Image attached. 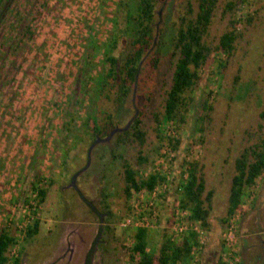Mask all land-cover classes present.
Returning <instances> with one entry per match:
<instances>
[{
    "label": "rangeland",
    "instance_id": "374dc122",
    "mask_svg": "<svg viewBox=\"0 0 264 264\" xmlns=\"http://www.w3.org/2000/svg\"><path fill=\"white\" fill-rule=\"evenodd\" d=\"M181 1L152 0L147 42L125 92L122 56L132 48H127L126 35L117 36L111 51L119 65L116 78L95 97L100 48L86 65L84 57L93 52L91 42L99 44L111 30L116 0H0V225L19 238V264H133L138 254L130 258L128 248L135 220H147L151 251L162 232L173 238L185 234L193 221L176 203L177 185L185 176L180 172L183 158L202 165L205 187L213 189L196 264H218L233 157L256 138L264 105V0L236 1L232 15L238 35L231 52L211 51L186 92L190 99L183 122L161 117L162 137L157 139L150 112L161 111ZM219 8L209 28L212 42L227 26V14ZM117 20L124 24L120 15ZM27 23L30 38L21 33ZM85 71L87 83L81 80ZM204 99L211 105L209 119L198 122ZM137 115L146 131L140 148L147 160L140 165L133 163L138 145L128 138ZM167 135L178 138L174 150L165 147ZM120 157L139 175L168 173L156 200L135 191L124 197ZM34 179L47 183V189L32 212L25 205L34 202ZM243 198L232 264H264V172ZM31 218L38 219V229L23 240L18 224ZM175 224L184 228L174 229Z\"/></svg>",
    "mask_w": 264,
    "mask_h": 264
},
{
    "label": "trees",
    "instance_id": "16d2710c",
    "mask_svg": "<svg viewBox=\"0 0 264 264\" xmlns=\"http://www.w3.org/2000/svg\"><path fill=\"white\" fill-rule=\"evenodd\" d=\"M237 0H182L179 6L175 21V30L171 37V47L168 54L169 76L166 85L162 90L161 111H151L150 115L155 125V135L157 139L162 136L158 130L161 117L164 119L183 122V112L187 110L190 97L186 93L199 79L198 70L205 63L212 50H220L228 55L233 43L238 35L232 13ZM224 16L227 14V26L220 31L215 41L208 39L209 28L212 18L217 12ZM36 11H39L36 9ZM120 12V14H119ZM115 17L112 21V28L105 40L99 44L92 43V53L84 57L85 65L90 62V58L96 54L95 49L100 48L101 68L97 73V80L93 83L95 97L99 96L100 89L105 86L108 80H115L116 72L119 68L116 58L111 54L117 36L126 35L127 48H132V52H123L122 63L124 73L121 76V89L125 92L126 83L133 77L136 70L135 60L139 57L140 51L147 42V28L152 16V0H116ZM122 17L124 24L119 26L117 18ZM36 20V17H33ZM22 36H31V26L25 25ZM30 38V37H29ZM221 63L220 66H223ZM118 68V69H117ZM238 78L237 71L232 76L235 82ZM79 80V79H78ZM83 83L88 82L87 72L82 76ZM84 85V84H83ZM201 113L197 116L198 122L209 119L208 111L211 105L204 99L200 105ZM94 118V114H90ZM259 120L256 123V138L244 143L233 157V172L229 178V185L226 195L225 215L227 217L240 203L244 189L248 185L255 183L256 178L264 172V126L261 119L264 118V105L258 112ZM89 118V117H88ZM129 140L135 141L138 145L133 163L140 165L146 161V156L141 150L146 131L142 125L141 117L135 116L129 127ZM94 129V127H93ZM166 142L170 150H174L178 143V138L166 136ZM121 171L124 183L122 193L125 198L130 197L133 191L145 189L150 191L152 187L164 178L158 171H148L145 175L136 173L133 164L125 157H120ZM182 174L184 179L177 185L178 197L176 203L179 207L186 209V217L190 221H198L203 228L208 226V214L211 208V197L213 189L205 187V178L201 169L202 165L193 158L181 160ZM47 183L52 179L49 177ZM38 180L30 182L31 192H34V205L29 209L33 212L41 203L46 194V185L38 184ZM38 229V219L32 218L21 228V239L27 240L35 234ZM155 251L148 250L146 240V226L137 225L132 232V243L129 246V257L133 258V264H184L190 256V252L197 246V236L193 228H188L185 234L178 238H173L166 233H161ZM15 235L8 230L7 226L0 225V264H19L18 245L13 256L9 257V249L14 241ZM84 264H87L85 261Z\"/></svg>",
    "mask_w": 264,
    "mask_h": 264
},
{
    "label": "built area",
    "instance_id": "2783aa9c",
    "mask_svg": "<svg viewBox=\"0 0 264 264\" xmlns=\"http://www.w3.org/2000/svg\"><path fill=\"white\" fill-rule=\"evenodd\" d=\"M165 147L169 148V146L167 145V142H165ZM171 151V150H170ZM169 153V152H168ZM171 153V152H170ZM161 174H163L164 178L160 181H158L150 191H147L145 189H140L139 191H136V192H139V193H148L151 197H154V199L156 200V196H159V193L161 191V188H165L166 185H167V181H168V178H169V175L168 173L165 171L161 172ZM252 185H248L245 187L244 189V193L241 197V200H240V203L238 204V206L225 218L224 220V227H223V230L221 232V242H222V251L220 253V259H219V262L218 264H232L236 259V246H235V237H234V230H235V227H236V220L239 216V213L241 211V209L244 207L245 205V200L246 198H243V196L246 194L247 192V189L249 187H251ZM251 196V195H250ZM31 199H34V192H31ZM30 205L33 206L34 205V202H32V200L29 201ZM33 203V204H31ZM26 203V207H30V205ZM28 207V208H29ZM24 209V208H23ZM180 213L184 216H186L187 214V210L186 209H183L180 207ZM32 219V218H31ZM141 219H143L141 217ZM127 221L125 222H122V224H125ZM193 229L196 233V236H197V241H198V244L196 247L193 248V251L190 252V256L189 258L186 260V262L184 264H196V251L197 249L200 247V244L202 243V237H203V232H204V229L203 227H201L199 225V222L198 221H193ZM25 224V223H24ZM23 223L22 224H18V228H17V232H19L21 230V228L23 227L24 225ZM147 220H144L142 222L141 221H134V225L137 226V225H147ZM177 224V223H176ZM173 225V228L174 229H178L179 231L182 230V228H184V226L182 224H179L178 226L177 225ZM22 235V233H21ZM18 243H19V238L17 237V235H15L14 237V241L9 249V257L13 256L16 252V249L18 247ZM9 261L10 259L7 261V264H9Z\"/></svg>",
    "mask_w": 264,
    "mask_h": 264
}]
</instances>
